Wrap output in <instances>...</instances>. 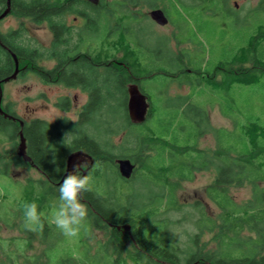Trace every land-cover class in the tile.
Segmentation results:
<instances>
[{
    "label": "rangeland",
    "instance_id": "1",
    "mask_svg": "<svg viewBox=\"0 0 264 264\" xmlns=\"http://www.w3.org/2000/svg\"><path fill=\"white\" fill-rule=\"evenodd\" d=\"M5 1L0 0V12L5 9ZM135 1L138 0H100L101 7L106 6L108 10L98 19L82 4H76V9L63 18H54L51 23L44 24L11 14L0 22V35L15 49L25 50L26 54L35 53L36 57L31 58L34 66L48 70L54 65L53 54H62L57 51L58 46L53 45L49 25H68L70 34L67 33L62 50H83V43L88 40L82 34L85 26L79 28L82 21L74 20L82 14L92 25L98 22L108 31L105 48L109 50L112 47L108 54L112 70L116 69L117 61L127 63L131 73L137 76L141 93L148 98L151 114L142 124L128 125L124 106L127 101L125 103L121 85L116 82L112 95L100 105L96 115L102 121L101 127L85 125L81 128L82 131L86 129L87 138L95 139L102 149L116 157L115 165L117 159H122L120 156L127 159L145 156L140 167L138 162L135 163L138 170L128 180L120 177L117 165L104 164L103 176L97 179L99 190L105 193L108 205L115 208L116 214H126L132 220H139L136 215L153 211L143 227L150 232L157 230L156 239H161L160 245L175 247L179 261L186 264L194 255L216 254L221 242L220 228L225 224L222 212L207 194L217 176L216 168L219 173L221 169L228 168L213 158L218 144L228 150H241V138L248 134L246 129L253 123L264 136V9L250 12L248 8H223L211 0L203 3L185 0L186 7L173 2L177 13H172L171 22L179 21L180 27L174 38L171 36L173 27L155 25L145 16L150 11L146 8L148 4L136 8ZM18 2L21 3L15 0L17 6ZM160 6L162 3L156 4L157 8ZM110 9L115 11L113 17ZM112 33L114 36L109 38ZM93 47L99 52L100 40ZM4 56L1 51L0 66L5 62ZM18 64L20 68L24 66L20 62ZM244 69L248 71L242 72ZM111 81L113 85V79L109 78V84ZM129 84H126V89ZM1 94L0 107L5 113L8 110L22 121L37 119L47 124L60 119L76 122L77 111L86 101L84 94L77 90L43 83L30 69L3 83ZM63 97L71 101L69 107L56 105ZM200 130L203 133L198 137ZM62 134V139L53 141V150L61 143L70 145L79 136V133ZM149 138H155L154 143ZM18 146L19 138L10 139L7 133L0 132V169L5 164L8 166L7 176L0 173V204L4 203L0 210V238L6 240L26 238L27 235H22L17 227L20 216L14 220L10 217L13 220L10 228L3 224L2 220L8 218L3 214L20 215L29 196V182L45 180L30 165L15 167L13 162L18 157ZM163 149L165 154H162ZM199 152L205 154L209 169L194 172L191 180H178L181 179L180 173L190 177L191 167L203 164ZM170 185H175L172 208L166 207ZM259 186L264 188V182ZM227 191L236 204L252 200L253 186L250 183L229 186ZM203 217L213 221L214 225L200 228ZM20 224L27 228L23 219ZM241 230L242 238L256 237L246 227ZM53 232L58 233L59 230L53 227ZM110 233L109 228L98 230L86 220L77 237L62 235L59 239L45 241L35 233L31 248L25 254L43 263L46 261L44 252L51 244L53 253L66 243L64 247L84 254L98 264L105 261L104 255L108 262L116 259V253L120 260L132 263L129 258L133 251L131 240L125 239L123 247L114 250ZM10 249L15 250V246ZM54 257L58 258V255Z\"/></svg>",
    "mask_w": 264,
    "mask_h": 264
},
{
    "label": "trees",
    "instance_id": "2",
    "mask_svg": "<svg viewBox=\"0 0 264 264\" xmlns=\"http://www.w3.org/2000/svg\"><path fill=\"white\" fill-rule=\"evenodd\" d=\"M11 1L15 2V0ZM23 1L27 3L19 6H17V4L13 5L14 8H12L15 11V15L25 18L28 17L34 22L47 21L48 23H51L54 18H63L68 13L73 12L76 9L75 3L82 0H55L52 4L49 3L50 0H20V2ZM172 5L175 7V4L172 3ZM86 7L88 6L86 5ZM90 9L93 11L97 10L94 6H91ZM114 13L115 11L110 9V16L113 17ZM96 15L101 17L99 14ZM113 36L114 33H112L109 38ZM1 40L2 43L16 55L18 62L21 63V59H24L25 57L23 51L15 49L4 37L1 38ZM108 51V54H110L112 47H110ZM4 55L5 62L0 66V82L9 77L13 71V61L11 60L10 55L6 52ZM26 56L29 59L36 57L35 53L32 55L29 53ZM122 63L124 66L119 67L118 70L117 68L112 70L111 66L109 68V78L113 79V85L111 81L108 88V99L110 95H112L114 83L118 82L123 91L121 93L123 95L122 98H124L126 103V84H137L138 80L137 76L131 73L127 63L124 61H122ZM245 71H248V69L242 70V72ZM100 105L101 104L96 102L88 104L84 110V117L76 124L69 125V123L64 120L57 121L55 124H47L37 119L32 120L29 123H24L22 133L27 142L26 153L30 157L32 165L40 171L45 178V180L37 183L32 181L29 182L31 188L27 191L29 196L27 197L26 202L36 203L38 211L44 212L47 216L41 218L42 223L40 226H36L34 229H27L20 224L23 219V209L20 210V215H18V213L16 215L10 213L3 214V216H8V218H4L2 222L5 227L10 228H12L13 225L11 221L13 222L16 217L20 216L17 227L21 234L27 235V237L16 238V240L14 238L10 240L0 238V264H98L93 259H87L84 254L77 251H71L69 247H64L66 246V243H62L53 253L50 251L51 244L44 252L46 261L43 263L37 262L34 257H27L25 254L26 250H30L31 248V242L35 233L39 234V236L45 241L50 240L51 238L56 240L63 235L60 231L58 233L53 232L54 226L49 223L47 218L55 203L57 185L63 174L64 159L69 154L70 149L78 148L84 149L89 155H91L95 162L93 168L88 174L92 178V190L84 193L82 198V202L88 208L87 220L89 221V225L91 221L94 228L101 231L109 228L106 223L113 224L114 226L120 224L131 226V238L128 236V233L126 234L117 231L115 229L116 227H113L112 229L109 228L111 232L110 241L114 250L123 247L125 239L129 238L131 240L133 251L129 256L132 261L130 264H163L161 261L165 262V264H181L178 255L175 253L177 251L175 247L160 245L161 239H156L158 231L156 230V232H152L151 230V233L150 230L143 227V224L147 223L150 216L153 215V211L147 213L142 212L141 215L135 216V218H139V220H132L133 218H130L126 214H116L115 208L108 205V201L105 199V193L99 190L100 184L97 182V179L103 176L104 172L102 166H104V164L106 166L107 164H110L112 167H116L114 163V160L116 159L115 156L111 155V153L105 149H102L95 139L87 137L88 144L86 143L85 147L82 142L83 139L78 137L73 140L70 145L61 143V145H58L57 149H52L53 141L56 140L57 136H59L60 139L63 138L62 133H78L81 131V126L85 123L90 124V126L95 125L101 127L102 121H99V117H96ZM124 106L126 111V104H124ZM6 114L15 119L17 117L8 110H6ZM150 114L149 107L147 119L150 117ZM204 115V119L208 123L205 112ZM85 116H87L86 119ZM126 117L128 125L132 124L128 115ZM194 123L199 125L198 121H195ZM253 124L255 125V123ZM253 124H250L249 128L246 129L248 130L247 132L249 135L246 134L241 138L243 143V148L241 150H239V148L228 150L218 144L216 153L213 155V158L217 159L218 163L220 162L221 165L225 164L228 166L226 169H221L220 173L218 172V168H216L217 176L213 182V186L207 190L210 200L221 210L223 223H225L220 228L221 233L219 240L221 242L219 244V249H217L216 254H205L202 256L194 255L186 264H192L195 262L197 264H264V254H261L264 250V188H260L259 186V183L264 182V136L262 131ZM61 130H65V132H62ZM19 131V123H15L12 119L5 118L0 114L1 133H7L10 136V139H13L14 137L18 138ZM202 133L203 131L200 130L198 137ZM149 139L154 143L155 138ZM164 149L162 154H165ZM200 154H202L200 159L203 164L197 167H191L190 177H186L183 173H180L181 179L177 177L178 180H191L194 172L209 169L208 164L210 163L206 162L205 154ZM53 155L56 156V162L60 166L59 171H53L54 165L50 162ZM119 158L127 159L128 157L120 156ZM144 159L145 156L141 159L140 156H138L137 159L129 157L131 163L135 164L138 162V167H140L139 165H141ZM13 163L15 167L28 166V164L20 157H16L15 162ZM2 167L0 173L7 176V164ZM137 170V168L134 170L133 175ZM243 183H250L253 186L252 200L243 204H236L232 198L228 196L227 188L232 185L240 186ZM174 188L175 185H170L169 187V201L166 205L168 208H172V205H174ZM2 208H4V203L0 204V210ZM10 217H14L13 220L10 219ZM213 225V221L204 217L199 223L200 228H208ZM225 227L226 229H224ZM243 227H246L247 231L255 234L256 237L254 239L249 237L242 238L240 233ZM12 245L15 246V250L10 249ZM54 254L58 255V258H55ZM116 257V259L108 262V257L104 255L105 261L102 264H129L127 261L120 260L117 253Z\"/></svg>",
    "mask_w": 264,
    "mask_h": 264
},
{
    "label": "flooded vegetation",
    "instance_id": "3",
    "mask_svg": "<svg viewBox=\"0 0 264 264\" xmlns=\"http://www.w3.org/2000/svg\"><path fill=\"white\" fill-rule=\"evenodd\" d=\"M145 1V2H142ZM201 3L204 2V0H200ZM213 2V4H217L220 7L226 8L229 6H233L236 9H247L248 11L252 12L258 8L260 9H264V0H211ZM175 4H179L182 5L183 7H186V2L185 0H138L134 2V6L136 8H140L143 5H147V9H149L150 11L148 13L145 14V16L147 18H150V12L152 10H161L165 16L168 19V23L162 27L168 26L170 25L171 27H173V32L171 34V36L175 38V36L179 33L180 31V27L178 22L177 23H172L171 22V15L172 13H177L175 12L173 8L174 5H172V3ZM101 2L98 1V3L93 4L91 2H87V1H80L78 3L75 4H82L86 7V5L89 7H86L89 11V14H91V12L93 10H91V6H94L97 8V10L93 11L94 14H99L102 18V15L108 10L106 6L101 7ZM162 3L163 6H160L159 8L156 7V4ZM20 4H23L22 2L18 4V6ZM66 4V3H65ZM124 6L126 5V3H123ZM6 5H7V0L5 1V9L3 11L0 12V15L6 10ZM13 5H15V2L10 1V11L8 13V15H13L15 13V11L13 10ZM168 7V11L165 9ZM4 17L3 19L0 20V22L4 21L7 17ZM81 15V14H80ZM178 15V14H177ZM83 16V17H82ZM81 17H75L74 20L76 21L81 20L82 21V25L79 26L83 27L82 34H84L86 36L87 42L84 44L83 43V50H76V49H71V50H62L63 43L65 40V37L67 36V33L70 34L69 32V27L68 25L62 24V25H49L48 28L51 31V34L53 36V45H57L58 46V50L62 52V54H53L52 56V60L54 62V65L52 68L46 70L44 68L39 67L38 65H35L36 67H34V61L27 58L26 55H28L29 53H25V50H22L23 53L25 54L24 59H21V64H24V66H22L20 68L19 66V72L17 74V76L20 73L29 72V69L34 72L43 83H50V84H55L57 86H60L64 89H72V90H77L79 91L80 94H84V96L86 97V101L84 103L83 106H81V109L79 108V110L77 111V121L76 122H72L70 120H66L69 125L70 124H76L78 123V121L83 118L84 116V110L86 108V106L88 104H91L92 102H96L99 104H103L105 99H108V88H109V68H110V61L108 58V50L105 48V46H107V40L108 38V31L104 30V28H102V26L98 23L95 22L94 25H92V22H90L89 18L86 17L84 14H82ZM97 19H98V15H96ZM28 18V17H27ZM100 18V17H99ZM177 20H179V18L177 17ZM153 21V20H151ZM36 22V21H35ZM36 23H47V21H43V22H36ZM103 23V22H102ZM153 23L155 24V22L153 21ZM156 25V24H155ZM100 27V28H99ZM94 31L93 33L91 31ZM100 30V33H96L97 31ZM101 34V38H98L99 35ZM78 35V34H77ZM4 36L0 35V49L1 51H3L4 53L6 52L8 55H10L11 60L13 61L12 57H11V51L7 48L6 45H4L2 43L1 38H3ZM6 37V36H5ZM79 37L82 38V35L79 34ZM100 40L101 42V50L98 52L97 50L99 49H95L93 46L95 45L96 41ZM91 41V43H90ZM34 54V53H33ZM99 54V55H96ZM96 55V56H95ZM23 62V63H22ZM117 65V70L119 69V67L124 66V64L122 62L117 61L115 63ZM13 67H14V62H13ZM114 68V66H113ZM132 84V83H130ZM127 99H128V95H127ZM76 100V97H75ZM65 107H69L71 104V101L68 99V97H63L58 99V101L56 102V105L58 107H60L61 105H63ZM87 118V116H85V119ZM15 123H19V121H21L23 123H29L30 121H25V120H20L18 117H16V119H12ZM62 120V119H60ZM60 120H56L54 123L55 124L57 121ZM85 125L90 126V124H84L81 126V128ZM79 133L78 137H81L83 139V144L84 147L86 146L87 139H86V129H84L83 131L81 130ZM77 137V138H78ZM75 138V139H77ZM59 141V136H57L56 138ZM26 140V139H25ZM26 151H27V142H26ZM72 154H76L78 157L76 158V160H74L72 162V164H76L77 168L75 169L76 172H79L81 174H89V171L93 168L95 162L93 161L91 155H89L84 149L82 148H78V149H70L69 154L66 156V158L64 159V169H63V174H64V170L66 168V162L68 160V157ZM28 165L32 166L34 169H36L33 165L32 162L28 163L26 162ZM135 165V164H134ZM136 167V165H135ZM136 169V168H135ZM40 172V171H39ZM41 173V172H40ZM42 174V173H41ZM62 174V175H63ZM43 175V174H42ZM44 177V176H43ZM106 225L112 229L113 227H119V229H116L117 231L121 232V233H128V236L131 238L130 232H131V226L129 229H124V227L127 224H120L118 226H114L113 224L110 223H106ZM160 263V262H159ZM161 263L165 264V262ZM196 263V262H195ZM192 263V264H195ZM197 264V263H196Z\"/></svg>",
    "mask_w": 264,
    "mask_h": 264
},
{
    "label": "clouds",
    "instance_id": "4",
    "mask_svg": "<svg viewBox=\"0 0 264 264\" xmlns=\"http://www.w3.org/2000/svg\"><path fill=\"white\" fill-rule=\"evenodd\" d=\"M50 162L54 165L53 171L60 170L55 155ZM76 168V164L71 170L65 168L57 185V196L49 217V223L67 237H77L85 225L88 208L82 202V198L84 193L92 190L91 176L76 172ZM22 211L25 227L31 229L41 225V218L45 213L38 211L36 203H25Z\"/></svg>",
    "mask_w": 264,
    "mask_h": 264
},
{
    "label": "water",
    "instance_id": "5",
    "mask_svg": "<svg viewBox=\"0 0 264 264\" xmlns=\"http://www.w3.org/2000/svg\"><path fill=\"white\" fill-rule=\"evenodd\" d=\"M10 1L11 0H7L6 10L0 15V20L8 15L10 11ZM83 1L96 4L98 3L99 0H83ZM150 18L159 26H164L168 23L167 17L159 9L152 10L150 12ZM10 53L14 62V71L9 77L5 78L2 82H0V104H1V96H2L1 84L7 83L15 79L19 72V64L17 57L12 52ZM127 95H128V99H127L126 110L130 122L135 125L144 123L147 119V114L149 110V103L147 97L141 93L139 87L136 84H129L127 86ZM0 114L3 115L5 118L14 119L13 117L6 114L1 109V107H0ZM19 127H20V131L18 132L19 146H18L17 156L20 157L24 162L30 163L31 159L26 153V140L22 133V127H23L22 122H19ZM77 157L78 156L76 154H72L68 157V160L66 162V169L69 170L72 169V166L74 165L72 164V162L76 160ZM115 162L120 177L123 178L124 180L130 179L134 173L135 165L131 163L129 159H117ZM129 228H130L129 225H126L124 227V229L126 230ZM116 229H119V227H116Z\"/></svg>",
    "mask_w": 264,
    "mask_h": 264
},
{
    "label": "crops",
    "instance_id": "6",
    "mask_svg": "<svg viewBox=\"0 0 264 264\" xmlns=\"http://www.w3.org/2000/svg\"><path fill=\"white\" fill-rule=\"evenodd\" d=\"M206 110V109H205Z\"/></svg>",
    "mask_w": 264,
    "mask_h": 264
}]
</instances>
